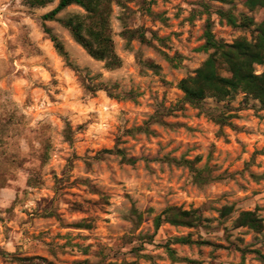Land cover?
Masks as SVG:
<instances>
[{"label":"rangeland","instance_id":"obj_1","mask_svg":"<svg viewBox=\"0 0 264 264\" xmlns=\"http://www.w3.org/2000/svg\"><path fill=\"white\" fill-rule=\"evenodd\" d=\"M58 1L0 0V264H264V105L243 91L194 105L177 86L213 52L208 28L252 39L264 7L111 0L108 68L43 18ZM77 13L89 21L78 4L57 18ZM169 206L203 220L156 227ZM243 210L261 231L236 225Z\"/></svg>","mask_w":264,"mask_h":264},{"label":"trees","instance_id":"obj_2","mask_svg":"<svg viewBox=\"0 0 264 264\" xmlns=\"http://www.w3.org/2000/svg\"><path fill=\"white\" fill-rule=\"evenodd\" d=\"M32 6H45L54 0H27ZM111 0H59L58 4L43 15L44 19H59L73 38L82 45L94 58L103 60L108 68L121 65V58L115 51L114 41L108 28L107 2ZM230 2L232 0H219ZM251 8L264 7V0H245ZM71 4H78L87 11L89 23L82 15L73 14L65 18H57V14ZM227 21L236 25V18L227 12L220 11ZM257 33L252 39L241 36L232 43H226L215 38L208 28L205 34V48H212L213 52L196 69L195 74L182 78L177 86L184 92L186 101L194 105L207 96L220 100L234 97L243 91L258 99L264 105V70L256 73L255 64H264V19L256 26ZM50 33V29L47 28ZM55 47L60 53L64 52L63 44L58 38L50 34ZM219 62H223L229 75H222ZM216 120L222 123V117ZM232 207L225 206L222 215L231 213ZM203 218L198 209H183L179 206H169L155 217V226L159 227L163 221L175 225L195 226ZM237 226H248L256 231L263 229V219L256 210H243L235 220ZM179 241L189 242V238H179ZM259 253V252H258ZM264 259V254L259 253ZM116 264V263H109Z\"/></svg>","mask_w":264,"mask_h":264}]
</instances>
